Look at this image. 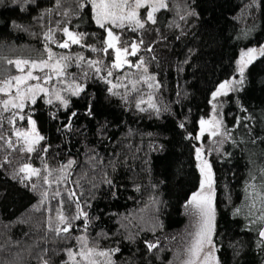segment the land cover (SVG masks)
<instances>
[{
  "label": "trees",
  "instance_id": "16d2710c",
  "mask_svg": "<svg viewBox=\"0 0 264 264\" xmlns=\"http://www.w3.org/2000/svg\"><path fill=\"white\" fill-rule=\"evenodd\" d=\"M69 29L82 40L67 47ZM120 31L132 60L144 57L151 103L118 84L129 66L109 58L108 76L95 65L113 49L89 0H0V82L47 49L68 70L53 84L65 101L40 98L21 120L0 101V264H70L85 248L111 254L108 264L172 263L203 180L198 149L212 151L200 125L218 116L214 95L241 54L264 45V0H167L153 23ZM81 58L93 68L82 79ZM243 77L222 101L230 136L210 160L222 264H264V54ZM28 116L43 136L31 153L16 135ZM28 163L37 177L22 173Z\"/></svg>",
  "mask_w": 264,
  "mask_h": 264
},
{
  "label": "rangeland",
  "instance_id": "374dc122",
  "mask_svg": "<svg viewBox=\"0 0 264 264\" xmlns=\"http://www.w3.org/2000/svg\"><path fill=\"white\" fill-rule=\"evenodd\" d=\"M89 2L95 23L103 28L105 33L111 31L119 43L117 50L126 51L128 54H132V46L124 44L127 41L123 40V34H121L120 29L135 30L145 27L149 23H153L157 14L167 7V0H89ZM63 36V44H67V47L73 42L76 43L82 40L80 33L70 29L65 30ZM55 37V32L49 31L45 35L47 45L55 46ZM263 49L264 45L256 48L261 55L264 53ZM47 51L48 58L43 61H16L18 72L7 80L0 82V101L6 110L17 112V119H23L25 110L34 105L40 98L48 101H65L66 97L64 94L57 91L56 85L53 84L59 80H65V77L68 76V70L64 63L67 59L65 58L64 61L62 54L48 49ZM109 51H107V57H104L103 60H96L97 64L95 63V65H98V62L101 67L105 64L103 69L106 73L105 75L111 76L115 60L113 62L110 60V64L108 59L115 57L116 50ZM248 56H250L249 51L241 54L236 77L223 84L214 95L218 116L214 115L212 121H214L216 128H212L206 133L211 142L212 151H220L230 136L224 124L222 101L229 95L241 90L244 83V72L250 61L249 59L247 60ZM127 62H129L128 66L130 67V71L127 74L129 76L120 77L118 84L120 82L123 83L122 85L130 88V92H133V94L139 92L140 96L144 97L141 99L142 104L153 102L150 89L142 87L144 85L148 86L147 83L151 82V78L147 81L149 77H143L145 73L147 74L144 57L135 62L133 60H128ZM86 64L81 58L78 65L79 69L80 66L82 68L81 79L93 72L91 70L93 68H88V64ZM115 82L116 80L112 83L114 88L119 86ZM139 84L140 87H138ZM76 89L80 91L83 87L79 84ZM136 89L138 90L135 91ZM27 121L28 126L19 128L16 135L22 141L25 149L31 153L39 146L43 136L33 116H28ZM212 151L207 153L204 147H200L197 156L199 164L203 161L211 162V155H215ZM22 173L26 178L31 179L37 177L40 171L28 163L23 166ZM52 176L54 177V175ZM65 179L66 177H63L59 182L64 184L66 182ZM47 182L50 183V181ZM217 218L215 190L206 186V180L203 177L201 187L189 201L188 224L179 240V244L172 252L173 260L171 264H222L215 244ZM111 261V254L108 252L85 248L72 255L70 264H108Z\"/></svg>",
  "mask_w": 264,
  "mask_h": 264
},
{
  "label": "water",
  "instance_id": "95a60500",
  "mask_svg": "<svg viewBox=\"0 0 264 264\" xmlns=\"http://www.w3.org/2000/svg\"><path fill=\"white\" fill-rule=\"evenodd\" d=\"M106 43L108 45L109 49L117 50L118 47V41H116L114 35L112 34L111 31L106 32ZM261 54L256 50H252L250 53V57L248 58L250 61H255L259 58H261ZM115 60H116V66L117 67H122L124 64V61L126 60V51L123 50H117L115 53ZM124 66H128V64L125 63ZM216 128V125L214 121L210 120L208 122H204L200 125V132L199 136H202L204 133H206L208 130ZM198 169L200 174L205 178L206 180V186L209 188L214 189V183H215V177H214V170L212 167L211 162L209 161H203L198 165ZM259 239L263 243V248H264V226L259 232Z\"/></svg>",
  "mask_w": 264,
  "mask_h": 264
},
{
  "label": "flooded vegetation",
  "instance_id": "af4514ba",
  "mask_svg": "<svg viewBox=\"0 0 264 264\" xmlns=\"http://www.w3.org/2000/svg\"><path fill=\"white\" fill-rule=\"evenodd\" d=\"M138 49H139V47L136 46V48H135V52H134L135 54L138 52ZM116 51H117V50H116ZM263 51H264V49H263ZM263 54H264V53H263ZM263 54H262V55H263ZM249 57H250V56H248V58H249ZM133 58H134V56H133L132 54H128V53L126 52V60L128 59L129 61H132ZM248 58H247V60H248ZM126 60H125V61H126ZM128 60H127V61H128ZM127 61L124 62V63L129 64V62H127Z\"/></svg>",
  "mask_w": 264,
  "mask_h": 264
},
{
  "label": "bare ground",
  "instance_id": "6f19581e",
  "mask_svg": "<svg viewBox=\"0 0 264 264\" xmlns=\"http://www.w3.org/2000/svg\"><path fill=\"white\" fill-rule=\"evenodd\" d=\"M203 177V176H202Z\"/></svg>",
  "mask_w": 264,
  "mask_h": 264
}]
</instances>
